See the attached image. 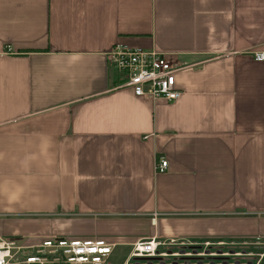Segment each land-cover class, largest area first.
<instances>
[{"label": "crops", "instance_id": "crops-1", "mask_svg": "<svg viewBox=\"0 0 264 264\" xmlns=\"http://www.w3.org/2000/svg\"><path fill=\"white\" fill-rule=\"evenodd\" d=\"M116 43L183 95L119 86ZM259 51L264 0H0V238L264 240Z\"/></svg>", "mask_w": 264, "mask_h": 264}, {"label": "built area", "instance_id": "built-area-1", "mask_svg": "<svg viewBox=\"0 0 264 264\" xmlns=\"http://www.w3.org/2000/svg\"><path fill=\"white\" fill-rule=\"evenodd\" d=\"M107 56L119 75V86L130 87L137 96L174 101L183 95L177 85V66L166 53L116 43ZM254 59L264 61V52H255ZM169 167L167 156L157 159V172ZM171 245L156 237L137 240L124 264H147L143 259H148V264H159ZM114 250L115 244L102 237H51L36 244L21 238H0V264H111Z\"/></svg>", "mask_w": 264, "mask_h": 264}, {"label": "rangeland", "instance_id": "rangeland-1", "mask_svg": "<svg viewBox=\"0 0 264 264\" xmlns=\"http://www.w3.org/2000/svg\"><path fill=\"white\" fill-rule=\"evenodd\" d=\"M213 243L207 245L206 241H197L189 242V246H195L198 243L201 244L203 249L205 247L217 246L221 247L225 251L226 262L217 260L220 264H264V240H251V241H236L232 242H218V241H209ZM182 246V245H181ZM179 247V246H178ZM129 249L126 248H117L111 257V264H123L127 255L130 253ZM191 252V251H190ZM203 252V250H202ZM211 264L212 262L208 260ZM221 261V262H219ZM142 262H148V259H143ZM147 263V264H148ZM198 264V263H194Z\"/></svg>", "mask_w": 264, "mask_h": 264}, {"label": "flooded vegetation", "instance_id": "flooded-vegetation-1", "mask_svg": "<svg viewBox=\"0 0 264 264\" xmlns=\"http://www.w3.org/2000/svg\"><path fill=\"white\" fill-rule=\"evenodd\" d=\"M206 242L207 245L213 243ZM165 252L164 256L159 258V264H210L208 260L212 262L211 264H220L216 263L217 260L226 262L225 251L219 246L217 248L209 246L203 249L201 244L198 245V243L195 246H189V243L177 242L168 247Z\"/></svg>", "mask_w": 264, "mask_h": 264}]
</instances>
